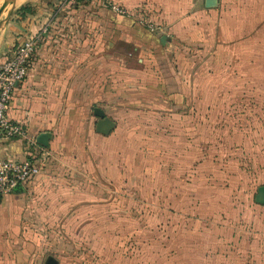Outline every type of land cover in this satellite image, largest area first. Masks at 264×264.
I'll return each mask as SVG.
<instances>
[{
    "label": "rangeland",
    "instance_id": "374dc122",
    "mask_svg": "<svg viewBox=\"0 0 264 264\" xmlns=\"http://www.w3.org/2000/svg\"><path fill=\"white\" fill-rule=\"evenodd\" d=\"M36 1L0 0V38L8 12L24 14ZM221 4L233 24L258 15L257 0ZM263 43L252 33L227 44L185 45L168 61L127 54L115 76L106 67L103 94L57 119L59 178L47 201H31L19 240L51 241L60 264H208L216 237L224 239L216 226L237 223L257 173L248 155L259 143L253 133V143L241 142L251 126L241 111L264 87L236 83L242 64L258 57L250 47ZM96 105L116 122L108 134L95 130ZM236 113L243 116L228 125Z\"/></svg>",
    "mask_w": 264,
    "mask_h": 264
},
{
    "label": "crops",
    "instance_id": "0c3cea01",
    "mask_svg": "<svg viewBox=\"0 0 264 264\" xmlns=\"http://www.w3.org/2000/svg\"><path fill=\"white\" fill-rule=\"evenodd\" d=\"M221 3L222 0H39L24 14H10L0 38V57L8 56L21 37L43 25L48 27L37 43L27 76L10 96L6 113L23 123L29 134L48 132L49 145L38 144L50 154L40 172L22 189L6 193L0 200V238L5 240L0 241V264H45L46 256L51 254V241L19 240L18 235L24 232L21 222L26 214L34 212L31 201H47L51 182L59 178L54 173L57 163L52 154L57 119L75 108L82 112L79 102L96 100L94 96L103 94L100 85L106 67H111L115 76L116 63L126 60L127 54L142 62L147 56L168 61L170 54L181 53L185 45L227 44L248 39L252 33L264 41V0H257L256 18L248 13L245 18L239 16L234 24ZM256 24L262 28L255 30ZM250 49L258 57L250 67L249 62L242 64L246 72L236 84L264 87V43ZM106 61L114 66L105 65ZM263 94L262 89L256 97L245 99L251 105L241 111L251 118L249 131L242 135L241 142H252L256 134L259 143L256 154L248 155L249 160L256 158L258 163L248 165H255L257 173L243 194L237 223L226 221L223 226H216L217 231L223 230L224 239L216 237L217 248L208 252V264H264V203L255 200L258 186L264 184ZM245 95L242 90L241 96ZM241 116L236 113L228 125ZM236 142L229 141L231 148ZM0 156L19 160L28 157L24 140L0 139ZM227 184L232 188L229 181Z\"/></svg>",
    "mask_w": 264,
    "mask_h": 264
},
{
    "label": "built area",
    "instance_id": "2783aa9c",
    "mask_svg": "<svg viewBox=\"0 0 264 264\" xmlns=\"http://www.w3.org/2000/svg\"><path fill=\"white\" fill-rule=\"evenodd\" d=\"M47 31L48 27L43 25L35 32L21 37L8 56L0 57V139L22 138L28 154V157L20 160L0 156L1 196L13 192L18 186H24L37 175L50 154L38 144L35 135L28 133L23 123L12 119L6 113L10 96L27 76L37 43Z\"/></svg>",
    "mask_w": 264,
    "mask_h": 264
},
{
    "label": "water",
    "instance_id": "95a60500",
    "mask_svg": "<svg viewBox=\"0 0 264 264\" xmlns=\"http://www.w3.org/2000/svg\"><path fill=\"white\" fill-rule=\"evenodd\" d=\"M208 5L210 3H207ZM3 11V7H0V14ZM11 11L8 12L6 19L10 16ZM1 25V20H0ZM93 114L97 116L96 122H95V130L102 134H108L110 131L114 128L116 122L114 119H112L110 116L106 115L105 110L100 106H94L93 107ZM48 132H41L39 135L36 136V140L45 146H48ZM16 189H22L21 186L16 187ZM257 193L255 196V200L260 203H264V184L259 185L257 188ZM2 196L0 194V200ZM45 264H59L56 257H54L52 254H49L46 256Z\"/></svg>",
    "mask_w": 264,
    "mask_h": 264
},
{
    "label": "trees",
    "instance_id": "16d2710c",
    "mask_svg": "<svg viewBox=\"0 0 264 264\" xmlns=\"http://www.w3.org/2000/svg\"><path fill=\"white\" fill-rule=\"evenodd\" d=\"M81 1H85V0H75V1H66V3H78V2H81ZM21 8H23L22 10H25V7L22 6ZM119 13V12H118ZM146 28V27H145ZM147 29V28H146Z\"/></svg>",
    "mask_w": 264,
    "mask_h": 264
}]
</instances>
